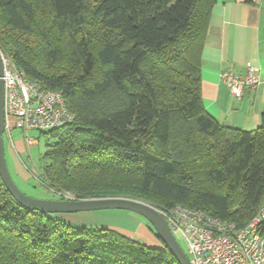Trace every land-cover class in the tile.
I'll list each match as a JSON object with an SVG mask.
<instances>
[{
	"label": "trees",
	"instance_id": "obj_1",
	"mask_svg": "<svg viewBox=\"0 0 264 264\" xmlns=\"http://www.w3.org/2000/svg\"><path fill=\"white\" fill-rule=\"evenodd\" d=\"M215 2L0 0L1 52L61 92L73 115L41 131L51 143L37 174L48 186L76 198L182 204L238 228L255 217L264 206V109L261 124L244 130L220 124L202 96ZM58 215L25 208L0 175V264H179L163 242Z\"/></svg>",
	"mask_w": 264,
	"mask_h": 264
},
{
	"label": "built area",
	"instance_id": "obj_2",
	"mask_svg": "<svg viewBox=\"0 0 264 264\" xmlns=\"http://www.w3.org/2000/svg\"><path fill=\"white\" fill-rule=\"evenodd\" d=\"M5 89V138L11 142L13 128L24 133L26 146L36 142L30 130L47 131L72 121L66 99L59 91L44 89L27 78L12 60L2 54ZM222 80L236 98L261 84L260 68L248 66L244 75L224 71ZM67 198L69 193L58 192ZM156 208V207H155ZM167 220L177 239L183 240L192 264H264V237L261 224L264 206L247 225L238 228L234 221H223L202 209L177 204L170 209L156 208Z\"/></svg>",
	"mask_w": 264,
	"mask_h": 264
},
{
	"label": "crops",
	"instance_id": "obj_3",
	"mask_svg": "<svg viewBox=\"0 0 264 264\" xmlns=\"http://www.w3.org/2000/svg\"><path fill=\"white\" fill-rule=\"evenodd\" d=\"M260 68L261 84L236 98L222 80L224 71L244 75L248 66ZM202 96L206 110L222 125L244 130L256 129L264 109V0H216L212 8L205 44L202 50ZM16 128H13V130ZM8 138V150L15 170L22 179L29 175L19 159L26 152L24 139ZM120 212L134 221V231L143 230L149 246L162 247V241L126 210ZM107 228V227H106ZM130 236L125 226L113 227Z\"/></svg>",
	"mask_w": 264,
	"mask_h": 264
},
{
	"label": "water",
	"instance_id": "obj_4",
	"mask_svg": "<svg viewBox=\"0 0 264 264\" xmlns=\"http://www.w3.org/2000/svg\"><path fill=\"white\" fill-rule=\"evenodd\" d=\"M4 88V64L0 49V175L6 188L21 205L29 210L50 214L104 210H126L137 213L149 221L159 239L173 252L179 264H192L165 217L149 203L124 197L41 199L23 192L10 172L6 157Z\"/></svg>",
	"mask_w": 264,
	"mask_h": 264
},
{
	"label": "rangeland",
	"instance_id": "obj_5",
	"mask_svg": "<svg viewBox=\"0 0 264 264\" xmlns=\"http://www.w3.org/2000/svg\"><path fill=\"white\" fill-rule=\"evenodd\" d=\"M2 54H4L2 52ZM28 135L30 137H33L36 142H30L28 146L26 147V152L23 154H20L19 159H21L24 162V165L22 164L23 168L27 171L29 175V179H22L18 176L16 170H15V164L14 161L11 158L10 152L8 150V140L5 138V148H6V157L8 166L10 169V172L18 185V187L28 194L29 196L41 198V199H55L56 196H60L58 192L61 193H69L71 192H62V190H58L55 187L48 186L45 181L43 180V177L41 174H37V169L41 168L40 166V160L43 156V154L46 152L48 144L51 143V140H47L39 130H30ZM13 138L14 139H24V133L19 129L13 130ZM30 165L32 167H36V171L30 170L27 165ZM73 195V194H72ZM74 196V195H73ZM62 197V196H61ZM64 198V197H63ZM131 215H133L141 224L145 225L150 229L152 226L147 219H145L143 216L134 213L129 212ZM63 220L67 221L68 223L77 226V227H107L110 229H114L117 231V229L113 227H122L125 226L127 229V232H130L132 235L131 237L144 243L147 245H151V243L148 241L146 234H143V230H136L134 231V221L131 220L128 216H125V214H121L120 212H79V213H66V214H60L58 215ZM153 227V226H152ZM178 241L187 254V248L183 240L178 238Z\"/></svg>",
	"mask_w": 264,
	"mask_h": 264
}]
</instances>
